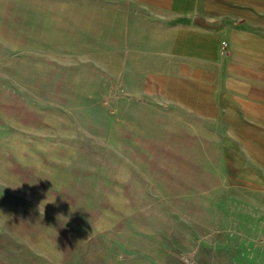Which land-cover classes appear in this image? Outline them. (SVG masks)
Instances as JSON below:
<instances>
[{
	"label": "rangeland",
	"instance_id": "1",
	"mask_svg": "<svg viewBox=\"0 0 264 264\" xmlns=\"http://www.w3.org/2000/svg\"><path fill=\"white\" fill-rule=\"evenodd\" d=\"M151 12L0 0V264H264V192L227 174L245 153L149 93L177 71Z\"/></svg>",
	"mask_w": 264,
	"mask_h": 264
},
{
	"label": "crops",
	"instance_id": "2",
	"mask_svg": "<svg viewBox=\"0 0 264 264\" xmlns=\"http://www.w3.org/2000/svg\"><path fill=\"white\" fill-rule=\"evenodd\" d=\"M143 2L150 14L167 17L169 26L157 46L165 49L167 69L177 64L167 76L166 91L149 93L189 105L205 127L226 129L231 145L224 153H245L230 161L236 171L227 174L244 176L252 191L263 193L264 0ZM223 40L228 41L226 53Z\"/></svg>",
	"mask_w": 264,
	"mask_h": 264
},
{
	"label": "built area",
	"instance_id": "3",
	"mask_svg": "<svg viewBox=\"0 0 264 264\" xmlns=\"http://www.w3.org/2000/svg\"><path fill=\"white\" fill-rule=\"evenodd\" d=\"M222 53H226L228 50V41L223 40L222 41V47H221Z\"/></svg>",
	"mask_w": 264,
	"mask_h": 264
}]
</instances>
